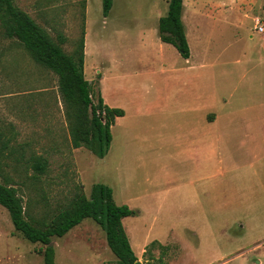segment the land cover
<instances>
[{
  "label": "rangeland",
  "instance_id": "obj_1",
  "mask_svg": "<svg viewBox=\"0 0 264 264\" xmlns=\"http://www.w3.org/2000/svg\"><path fill=\"white\" fill-rule=\"evenodd\" d=\"M167 1L113 0L104 17L101 0H13L52 39L63 34L67 53L84 32L93 99L103 92L124 115L111 125L105 156L73 148L57 74L0 25V181L16 187L26 215L42 221L75 193L89 197L93 183L108 185L117 204L140 211L122 225L141 264H257L264 261V33L254 26L257 19L264 26V0H183L189 13L241 10L195 28L197 59L186 35L192 66L158 36L156 18ZM170 83L173 109L164 116L159 90ZM186 89L198 102L194 120L217 115L203 181L195 176L201 157L182 138ZM165 121L173 134L161 137ZM35 157L46 160L45 173L35 174ZM0 209V257L10 243L4 233L12 231L11 263L44 264V245L24 239ZM51 245L57 264H117L103 228L89 217Z\"/></svg>",
  "mask_w": 264,
  "mask_h": 264
},
{
  "label": "trees",
  "instance_id": "obj_2",
  "mask_svg": "<svg viewBox=\"0 0 264 264\" xmlns=\"http://www.w3.org/2000/svg\"><path fill=\"white\" fill-rule=\"evenodd\" d=\"M182 0H168L166 14L158 20V36L172 44L183 58L190 55L185 29L181 20ZM113 0H101L102 14L106 17ZM0 25L7 37L15 38L40 65L58 76V89L71 123V145L85 147L100 157L108 152L112 134L111 125L124 110L108 106L98 91L94 101V84L84 75V32L72 53L63 50L66 38L59 33L52 39L45 30L13 0H0ZM35 174L45 173L47 162L35 157L32 162ZM1 175V173H0ZM0 205L9 212L16 231L31 243L44 245L38 250L44 264H57L54 260L52 237H62L85 218H92L103 228L106 242L115 255L117 264H141L130 246L122 225V218L135 215L126 204H117L111 187L96 182L91 185L89 197L78 192L49 221L26 215L22 196L16 187L0 181Z\"/></svg>",
  "mask_w": 264,
  "mask_h": 264
},
{
  "label": "crops",
  "instance_id": "obj_3",
  "mask_svg": "<svg viewBox=\"0 0 264 264\" xmlns=\"http://www.w3.org/2000/svg\"><path fill=\"white\" fill-rule=\"evenodd\" d=\"M182 4H183V2H182ZM167 6H168V1H167ZM183 8L184 7H182L181 20H182L183 25H184L185 35H188V39L191 42L193 52L195 54L196 59H197V57H199V54H200V51H199L200 43H199V38H198L197 33H196L197 30H195V28H197L200 25V23H202L203 21H205L207 19L208 20L209 19L210 20H216L220 16L224 15L225 13L234 12L235 10L241 11L240 9H237V8H234V9L229 8L227 10L224 9V11L223 10H215L214 8H209L207 10H203L202 12L198 11V13H195L194 11H191V13H189L190 10L186 9L183 11ZM166 11H167V9H166ZM165 14H166V12L164 14L162 13V14L158 15L156 19L159 20V18ZM186 38H187V36H186ZM161 42H163V41H161ZM164 43H167V42H164ZM168 44H170V43H168ZM84 47L86 48L85 42H84ZM85 48H84V50H85ZM189 51H190L189 57L184 58V59H186V61H188L187 65L192 66L193 58L191 57V54H192L191 47H189ZM86 53H87V50H86ZM86 62L87 61L84 60V64H85L84 65V75L86 73ZM99 85L101 88L100 82H99ZM146 89H147V87H146ZM159 92H161V94L164 95L163 98H161V100H164L163 102H161L162 103L161 107H163L161 114H163L164 116H167V115L171 116V113H172L171 109H173L172 108L173 87L171 86V83L169 85L165 86L164 91L159 90ZM102 93L100 91L101 96H102ZM189 94H190L189 90L186 89L185 91L182 92L181 98H180V106H181L180 110H181V114H182L181 122H183L181 124V131H182L183 137L182 136L181 137L183 138V142L186 143L187 150L190 153L192 152L193 154H197L198 157H201V162L198 163V161H197V163L195 165V167H196L195 168V171H196L195 176H196V180L200 179V181L201 180L203 181V180H205V174H204L205 168H204L203 157L205 156L204 155L205 150L209 151L211 149L210 142L212 141L211 139H213V137L211 136V132H212V129L216 123L217 115L215 113H214V115L207 114L206 120H204V119L194 120L193 119V117L195 115L194 112L199 111L198 102H196V103L192 102L190 99H193L194 95L192 94L191 96H189ZM160 96H162V95H160ZM103 100H104V98H103ZM120 117H122V116L116 117L115 122ZM248 120H249V118H247V121ZM163 127L165 129H167L168 132L167 133H161V130H160V133H158V134L161 137H166L168 133L171 135L173 134L172 126L168 127L166 121L163 123ZM193 176H194V174H193ZM191 183L194 184V180H192ZM126 205H127V203H126ZM135 211H136L135 215L140 214L139 210L136 209ZM0 213H4V211H2L0 209ZM1 218L3 220V217H1ZM4 236L6 238V241H7V238H9L10 243H8L9 247L6 246L5 256L3 258L0 257V264H12L11 260H12V256H13V253H12L13 246H12L11 242H12L13 233H12V231L8 232V234H7V232H5ZM7 249H9L8 255H7ZM24 262H25L24 264H28V260L26 261V258H25ZM256 263L257 264H264V261L259 260ZM219 264H221V263H219Z\"/></svg>",
  "mask_w": 264,
  "mask_h": 264
},
{
  "label": "built area",
  "instance_id": "obj_4",
  "mask_svg": "<svg viewBox=\"0 0 264 264\" xmlns=\"http://www.w3.org/2000/svg\"><path fill=\"white\" fill-rule=\"evenodd\" d=\"M254 29L258 33H264V26L262 23H260L259 19H257L256 24L254 26Z\"/></svg>",
  "mask_w": 264,
  "mask_h": 264
},
{
  "label": "water",
  "instance_id": "obj_5",
  "mask_svg": "<svg viewBox=\"0 0 264 264\" xmlns=\"http://www.w3.org/2000/svg\"><path fill=\"white\" fill-rule=\"evenodd\" d=\"M51 244H52V242H51Z\"/></svg>",
  "mask_w": 264,
  "mask_h": 264
}]
</instances>
